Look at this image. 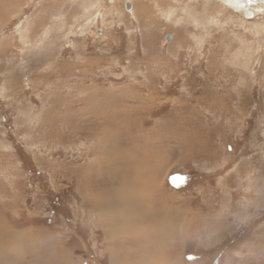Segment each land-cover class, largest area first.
I'll list each match as a JSON object with an SVG mask.
<instances>
[{"label":"rangeland","instance_id":"374dc122","mask_svg":"<svg viewBox=\"0 0 264 264\" xmlns=\"http://www.w3.org/2000/svg\"><path fill=\"white\" fill-rule=\"evenodd\" d=\"M261 8L0 0V264H264Z\"/></svg>","mask_w":264,"mask_h":264},{"label":"bare ground","instance_id":"6f19581e","mask_svg":"<svg viewBox=\"0 0 264 264\" xmlns=\"http://www.w3.org/2000/svg\"><path fill=\"white\" fill-rule=\"evenodd\" d=\"M262 5H264V2H258V3H251L250 2V9L252 10V11H254V15H255V12L256 11H258L257 9L258 8H261L262 7ZM262 9V8H261ZM109 147V146H108ZM110 155V154H109ZM130 156V155H129ZM118 161V160H117ZM126 162V161H125ZM131 162V161H130ZM143 162V161H142ZM124 165V164H123ZM104 170V169H103ZM112 179V178H111ZM113 181H116L115 179H113ZM104 182H106V181H104ZM106 183H108V182H106ZM115 183V182H114ZM117 183V182H116ZM132 183V182H131ZM123 185H124V183H123ZM130 185V184H129ZM134 189H140L139 187H138V185H136V183H135V185H134V187H133ZM150 188V187H149ZM107 194H109V197H106V198H108V200H106V203H105V206H106V209L108 210V211H106V214H109L110 215V217L111 218H113L114 217V215H116V214H118V215H120L121 217H123V220H125V223H126V226H128V228H130L129 226H131L132 225V222L134 221L133 220V218H135L136 217V214H139V211H140V209H141V203H140V205L138 204V203H136L133 199H129V198H127L126 196H124V194H118V190L117 189H112V190H110L109 192H107ZM131 195V194H130ZM138 200V199H137ZM146 200V199H145ZM152 201V200H151ZM155 202V201H154ZM143 203H145V202H143ZM142 203V204H143ZM156 203V202H155ZM152 204H154V203H151V205H149V206H152ZM147 210V209H146ZM151 210V209H150ZM155 210V209H154ZM157 210V209H156ZM150 212H152V211H150ZM163 212V211H162ZM161 216H163L162 214H161ZM144 217V216H143ZM131 219H132V221H131ZM145 219H146V216H145ZM149 219V218H148ZM147 219V220H148ZM166 220V219H165ZM136 221V220H135ZM149 221V220H148ZM150 221H151V219H150ZM119 222V221H118ZM152 222V221H151ZM124 223V224H125ZM156 223V222H155ZM160 223V222H159ZM162 227V226H161ZM137 228V227H136ZM142 231V230H141ZM167 231V230H166ZM127 232V231H126ZM158 232H160V231H158ZM168 232V231H167ZM157 233V232H156ZM164 235H165V233H163ZM162 235V234H161ZM149 239V237L147 238V240ZM155 240H157V238L155 239ZM141 241V240H140ZM150 241V240H149ZM139 242V241H138ZM143 242V239H142V241L140 242V244ZM36 243V242H35ZM151 243V242H150ZM160 243H162V242H160ZM40 244V243H39ZM143 244V243H142ZM131 245V244H130ZM173 245V244H172ZM139 246V245H138ZM155 246V245H154ZM43 247V246H42ZM156 247V246H155ZM159 247H160V245H159ZM128 248V247H127ZM126 248V249H127ZM135 248V247H134ZM133 248V249H134ZM144 248V247H143ZM146 248H148V247H146ZM139 249V248H138ZM156 249V248H155ZM160 249V248H159ZM168 249V248H167ZM172 249V248H171ZM150 250V249H149ZM35 251V250H34ZM39 251V250H38ZM41 251H42V249H41ZM138 251V250H137ZM147 251V250H146ZM154 251H156V250H154ZM162 251V250H161ZM26 252V251H25ZM33 252V251H32ZM40 252V251H39ZM131 252V251H130ZM135 252H136V250H135ZM172 252V251H171ZM8 253V252H7ZM11 253V252H10ZM27 253V252H26ZM137 253H139V252H137ZM148 253V252H147ZM163 253H165V252H163ZM134 254H136V253H134ZM150 254V253H149ZM148 254V255H149ZM155 254H157V253H154V255ZM162 254V253H161ZM30 255V254H29ZM52 255V254H51ZM47 256V255H46ZM130 256V255H129ZM147 256V255H146ZM146 256H143V257H146ZM157 256H158V254H157ZM157 256H154V258L155 257H157ZM22 257V256H21ZM45 257V256H44ZM48 257V256H47ZM142 257V256H141ZM153 257V256H152ZM158 258V257H157ZM173 258V257H172ZM44 259V258H43ZM145 259H147V258H145ZM150 259V258H149ZM148 259V260H149ZM144 260V259H143ZM37 261V260H36ZM139 261H141V259L139 260ZM147 261V260H146ZM159 261H161V260H159ZM18 262V261H17ZM42 262V261H41ZM144 262H145V260H144ZM59 263V262H58ZM67 263V262H66ZM141 263V262H140ZM139 263V264H140ZM145 263H147V262H145ZM151 263V262H150ZM157 263V262H156ZM25 264V263H24ZM141 264H143V263H141ZM148 264H149V262H148Z\"/></svg>","mask_w":264,"mask_h":264},{"label":"water","instance_id":"95a60500","mask_svg":"<svg viewBox=\"0 0 264 264\" xmlns=\"http://www.w3.org/2000/svg\"><path fill=\"white\" fill-rule=\"evenodd\" d=\"M225 6L233 10L234 12H243L246 18H253L254 11L250 9L251 3L264 2V0H220ZM127 8L130 9L131 4H127ZM168 40L172 39V35H167Z\"/></svg>","mask_w":264,"mask_h":264},{"label":"snow or ice","instance_id":"6c2138e0","mask_svg":"<svg viewBox=\"0 0 264 264\" xmlns=\"http://www.w3.org/2000/svg\"><path fill=\"white\" fill-rule=\"evenodd\" d=\"M190 259H194V257H189Z\"/></svg>","mask_w":264,"mask_h":264}]
</instances>
